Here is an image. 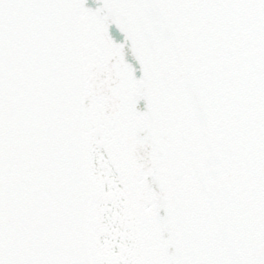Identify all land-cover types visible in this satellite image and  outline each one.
Listing matches in <instances>:
<instances>
[{"label": "snow or ice", "instance_id": "6c2138e0", "mask_svg": "<svg viewBox=\"0 0 264 264\" xmlns=\"http://www.w3.org/2000/svg\"><path fill=\"white\" fill-rule=\"evenodd\" d=\"M0 264H264V0H0Z\"/></svg>", "mask_w": 264, "mask_h": 264}]
</instances>
